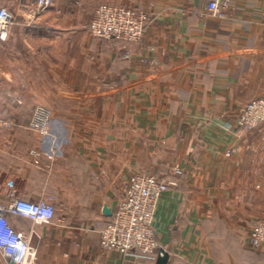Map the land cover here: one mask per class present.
<instances>
[{
  "label": "crops",
  "instance_id": "0c3cea01",
  "mask_svg": "<svg viewBox=\"0 0 264 264\" xmlns=\"http://www.w3.org/2000/svg\"><path fill=\"white\" fill-rule=\"evenodd\" d=\"M103 3L150 14L140 43L89 34ZM207 4L53 0L35 16L33 0H0L14 17L0 40V202L53 198L48 224L10 217L39 264H158L100 248L135 174L175 183L152 223L165 264H264L248 241L264 218V122L237 126L264 99V0L217 16ZM38 105L46 136L29 129Z\"/></svg>",
  "mask_w": 264,
  "mask_h": 264
},
{
  "label": "built area",
  "instance_id": "2783aa9c",
  "mask_svg": "<svg viewBox=\"0 0 264 264\" xmlns=\"http://www.w3.org/2000/svg\"><path fill=\"white\" fill-rule=\"evenodd\" d=\"M35 16L53 6V0H33ZM234 0H208L207 11L217 16ZM13 14L0 7V40L13 22ZM152 22L150 14L136 8L103 3L98 5L91 18L89 34L98 39H113L123 43H140L147 25ZM126 57L129 55L126 53ZM52 118L50 108L38 105L29 121V129L46 136ZM264 122V99L258 98L243 105L237 126L246 132L254 131ZM37 155L36 152H32ZM178 173L179 171L176 170ZM175 183L146 174H135L122 184L121 196L111 215V220L100 230V248L146 260L164 257L168 252L159 245L152 227L157 203L161 196ZM54 200L45 197L31 202L19 197L10 198L7 205L0 202V256L6 264H39L37 251L30 239L17 232L10 222L11 216H20L35 224H48L54 216ZM251 248L264 254V218L257 221L249 235Z\"/></svg>",
  "mask_w": 264,
  "mask_h": 264
},
{
  "label": "trees",
  "instance_id": "16d2710c",
  "mask_svg": "<svg viewBox=\"0 0 264 264\" xmlns=\"http://www.w3.org/2000/svg\"><path fill=\"white\" fill-rule=\"evenodd\" d=\"M167 254L164 257H162V258L161 257H158V256L155 257V258H157L159 260V263L158 264H165L166 263Z\"/></svg>",
  "mask_w": 264,
  "mask_h": 264
},
{
  "label": "water",
  "instance_id": "95a60500",
  "mask_svg": "<svg viewBox=\"0 0 264 264\" xmlns=\"http://www.w3.org/2000/svg\"><path fill=\"white\" fill-rule=\"evenodd\" d=\"M103 213L105 215H110V212H109V210L106 207L103 208Z\"/></svg>",
  "mask_w": 264,
  "mask_h": 264
},
{
  "label": "rangeland",
  "instance_id": "374dc122",
  "mask_svg": "<svg viewBox=\"0 0 264 264\" xmlns=\"http://www.w3.org/2000/svg\"><path fill=\"white\" fill-rule=\"evenodd\" d=\"M43 106H45V105H43ZM45 107H47V106H45Z\"/></svg>",
  "mask_w": 264,
  "mask_h": 264
}]
</instances>
